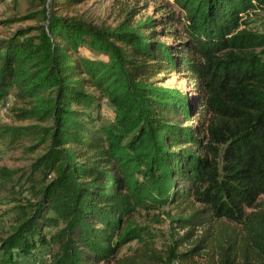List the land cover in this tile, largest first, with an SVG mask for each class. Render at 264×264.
I'll use <instances>...</instances> for the list:
<instances>
[{"label":"trees","instance_id":"trees-1","mask_svg":"<svg viewBox=\"0 0 264 264\" xmlns=\"http://www.w3.org/2000/svg\"><path fill=\"white\" fill-rule=\"evenodd\" d=\"M29 1L8 22L36 24L0 38V113L13 96L15 121L0 139L41 152L19 176L0 169V264H264V34L243 26L264 0L134 5L116 24L79 13L91 0ZM175 73L191 93L165 84ZM168 206L160 248L133 218Z\"/></svg>","mask_w":264,"mask_h":264},{"label":"rangeland","instance_id":"rangeland-1","mask_svg":"<svg viewBox=\"0 0 264 264\" xmlns=\"http://www.w3.org/2000/svg\"><path fill=\"white\" fill-rule=\"evenodd\" d=\"M170 4L166 9H173L176 12H180L179 8L174 4L172 0H91L80 7H78L79 13L85 15L87 18L94 20L96 23H102L103 21L116 24L120 21L124 15L125 11L128 9V6H140L142 10V15L147 14H161L162 11H158L157 8L164 5ZM161 8V7H160ZM36 10L35 6L29 0H6L0 3V38L10 35L18 27L36 24V21L28 20L21 22H8V20L20 17L31 11ZM243 26L247 29H250L253 32L264 34V10L261 9H251L244 16ZM179 28H183L181 24ZM169 40L173 41V38ZM256 54H259L262 59H264V48H259L254 51ZM83 56L90 58H105L103 54H98L94 51L89 50L86 47H83L80 51ZM165 84L167 86L178 87L181 90L191 93L193 90L192 85H190L189 80L183 76L181 73H175L170 77H167ZM8 101L10 102L9 106H6V110L3 109L0 113V122L4 124H13L15 121L12 119L10 114V106L14 102V97L10 96ZM104 116L111 117L112 110L109 106L103 107ZM196 121L192 120V122ZM23 124H28L29 121L19 122ZM31 140L27 138L18 139L15 142H11L9 139H0V169L2 167H7L10 169L21 170L17 174L19 176L21 173L27 172L29 166L32 162V158L37 153L41 152L39 149L37 152L33 153L28 151L27 148L30 146ZM8 192L0 190V237L5 236L12 224L11 215L8 213L9 208L12 206L10 203H6L4 196ZM261 202H264V195L260 198ZM171 213V216H176L177 209L168 206L161 209L151 211V210H140L135 217L133 218L135 224L148 225L149 228L156 234V243L158 247L165 248L167 245L172 244L173 240L171 237V218L168 215V212ZM47 233H50V229L46 230ZM182 232V231H181ZM137 241L128 243L122 251V254H129L138 246ZM46 254L40 256V260L37 258L20 256L18 260L19 264H45L49 258H44Z\"/></svg>","mask_w":264,"mask_h":264},{"label":"built area","instance_id":"built-area-1","mask_svg":"<svg viewBox=\"0 0 264 264\" xmlns=\"http://www.w3.org/2000/svg\"><path fill=\"white\" fill-rule=\"evenodd\" d=\"M9 105H10V102L7 100V102H6V106H9ZM6 106H5V108H4L5 110H6V108H7ZM49 257H50V256H49L48 254H46V255L44 256V258H49ZM38 261H39V260H38ZM39 263H40V262H37V264H39Z\"/></svg>","mask_w":264,"mask_h":264}]
</instances>
